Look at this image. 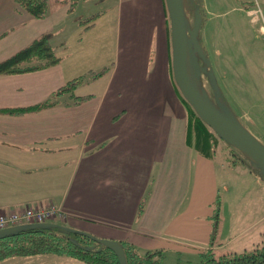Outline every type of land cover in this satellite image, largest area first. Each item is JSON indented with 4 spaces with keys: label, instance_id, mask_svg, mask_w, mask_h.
<instances>
[{
    "label": "crops",
    "instance_id": "1",
    "mask_svg": "<svg viewBox=\"0 0 264 264\" xmlns=\"http://www.w3.org/2000/svg\"><path fill=\"white\" fill-rule=\"evenodd\" d=\"M161 1L157 2L156 10L152 8L153 16L131 26L146 33L148 40L144 49L149 52L155 48L159 54L158 66L153 72L158 78L152 80L160 82V86L150 87V96L141 92L146 100L143 104L128 107V101L126 106L123 105L126 101L123 93L129 94V91L122 90L118 95L120 83L116 74L120 66L116 62L98 96L83 87L93 84H89L91 77L76 76L71 61L68 70L60 60L57 65L42 70L0 76V131L8 128L14 131L0 132V170H7L9 165L10 170L22 174L24 183L17 187L22 194L11 193V186L0 188V212L24 207L32 200L39 201L38 205L55 204L64 213L63 219L55 218L59 224L66 221L68 227L98 237L127 242L142 250L162 251L163 260L169 253L200 257L205 250L217 251L215 242H210L215 213L213 204L218 194L214 156L203 155L186 141L185 108L176 97L168 73L170 31ZM260 1L252 0L242 6L238 0H233L227 9H220L222 4L213 6L212 10L206 9L215 17L234 14L228 20V42L219 41L225 53L215 51L218 57L225 55L228 61L235 62L234 67L231 63L232 71L223 73L227 90L242 89L251 83L258 66L264 73V53H254L258 46L264 50V43L256 35L257 23L251 22L249 16L255 3L264 15ZM240 14L244 15L245 27L250 33L243 39ZM155 16L157 20L151 22ZM61 18L62 15L56 17L57 23ZM32 19L15 3L0 1V61L41 35L51 36V30L39 32L35 29L36 20L31 21L29 28ZM90 26L81 24L83 30ZM117 28L120 42L121 37H127L121 34V29L127 32L130 23L123 24L120 15ZM30 32L35 33L31 38ZM144 66L148 69L149 62H138L133 67L144 69L146 74ZM76 77H83L84 82L75 88L74 94L92 95L91 98L72 104L73 98L60 94L56 103L37 112L21 115L2 112L42 102ZM155 101L162 114L149 113L148 122H152L145 129V125H141L144 121L140 117V108ZM237 117L241 119V116ZM129 125H132L131 129ZM53 157L56 161L51 160ZM31 173H36L39 181L42 180L38 185L42 186L41 192L33 190L35 184L26 185L27 175ZM49 175L54 176L53 180L44 182ZM218 231L219 225L215 236Z\"/></svg>",
    "mask_w": 264,
    "mask_h": 264
},
{
    "label": "rangeland",
    "instance_id": "2",
    "mask_svg": "<svg viewBox=\"0 0 264 264\" xmlns=\"http://www.w3.org/2000/svg\"><path fill=\"white\" fill-rule=\"evenodd\" d=\"M0 1H5L7 4H17V0ZM60 1L59 3L58 0H47L45 17L30 20L28 27L30 28L29 25L31 21L36 20L35 29L40 30L39 32L51 30L49 31L51 36L49 35L48 38L50 39L49 42L53 51L65 64L67 70L69 61L72 62L71 66L76 72V76L82 74L81 76L88 78L92 77L90 71H105L101 76V80H97L100 81L99 84H96V80L90 79L89 84L92 82L93 84H91V86H86L84 84L83 86L87 87V90L94 92L97 96L101 92L99 91L102 88L101 85H103L105 80H109L116 62L118 66H120L116 74L117 81L120 83L118 95L122 90L129 91V94L127 92L123 93V96L126 95L124 97L126 101L123 105L126 106L128 101V107L134 104H143L146 100L141 92L144 91L150 96L149 88L157 84V86H160V82L154 83L152 80L158 78L153 75V72L156 71L155 69L158 66L157 58H159V54L156 52L155 48L147 52V49H144L146 41L148 40L145 36L146 33L144 34L143 30L140 28L135 29L131 26L134 23H139V20L142 22L153 16L152 8L154 10L157 9V2L159 0H125L123 2L122 0ZM250 1L252 0H238L242 6ZM231 2H233V0H202L203 7L200 11L202 22L198 38L203 50L209 57L211 67L225 101L235 114L241 116L240 121L243 125L264 144L263 71L258 66V72L256 75H252L251 83L245 85L242 89L227 90L223 84V73L234 69L231 68V63H233L234 60L231 62L228 61L225 55L218 57L215 52L219 50L225 53V48L223 44L220 43L228 42V20L230 17H234V14H227L224 17H215L209 15L206 9L212 10L211 8L217 6V4L223 5L222 8L219 7L220 9H227L228 5L232 4ZM161 4L166 11L169 22L164 0L161 1ZM205 5H208V8H206ZM260 5L263 9L264 0L260 1ZM120 6H122L121 14ZM253 7L255 8V5ZM62 9H64L63 12L59 13ZM61 15L62 18L57 23L58 20L56 17ZM120 15L122 23H130V28L127 29V32L125 29H121V34L123 33L124 37H127H125V39L121 37L119 42L117 22ZM239 19L241 37L243 39L250 33H248L245 27L244 15L240 14ZM156 20L157 17L155 16V19L151 22ZM81 24H90L91 28L83 30ZM220 27L224 28L221 29ZM33 34L35 33L30 32V38ZM261 52L264 53L261 46L254 49V53L260 54ZM230 54L232 55V52H230ZM138 62H149L150 66H148V69L144 66L147 70L146 74L143 72L144 69L133 67L135 63L137 64ZM234 63L232 67H234ZM90 67L92 69H89ZM169 70L170 67L168 64V73ZM232 79L234 81V77H232ZM229 80L231 79L229 78ZM246 82H249V80ZM69 94V92L66 93L67 96ZM108 94H111V92ZM177 99L179 98L177 97ZM148 100H150V98H148ZM147 104L148 105L140 108V117H142L144 121L143 123L141 122V125H145V129L149 126L147 124L152 122H148L147 117L149 113L152 115L162 114V112L160 113V106L156 104V101L147 102ZM131 128L132 125H129V129ZM0 132L9 134L14 131L8 128V130H2ZM217 142V147L215 146L214 150V163L216 169L215 177L218 182V194L213 207L214 209L216 207L218 208L219 231L214 237V242L217 245L215 256L249 251L257 245L264 244V176L261 174L259 175L257 172H252V170L250 171L247 164L239 159L238 151L232 146L228 145L220 138ZM8 147L10 146L8 145ZM10 148L13 149L12 147ZM22 150L26 152L24 149ZM51 160L56 161V158L53 157ZM9 168L10 166L7 165V170H0V188L11 186V193L22 194V190L17 188L24 186L22 174L10 170ZM53 178L54 176L49 175L48 179L43 181H52ZM27 179L28 182L26 185L35 184L33 190L41 192L42 186L39 187L38 185L41 184L40 181L42 180L39 181V175L31 173L27 175ZM225 187L227 190H225ZM32 194H35V192ZM38 203L40 202L38 201L36 203V200H32L28 206H37ZM20 208L21 207L17 209ZM54 220H56V223L59 222L57 219ZM62 224L65 226L69 225L66 221H63ZM93 236L98 237L96 235ZM139 252L144 251L139 249ZM74 259L75 258H69L63 254L11 256L1 260L0 264H80L78 261L87 264L82 260ZM199 261L200 259L197 256H181L169 253L161 264H197Z\"/></svg>",
    "mask_w": 264,
    "mask_h": 264
},
{
    "label": "trees",
    "instance_id": "3",
    "mask_svg": "<svg viewBox=\"0 0 264 264\" xmlns=\"http://www.w3.org/2000/svg\"><path fill=\"white\" fill-rule=\"evenodd\" d=\"M60 3L61 1L58 0ZM64 2V0H62ZM16 5L36 19L45 17L47 0H17ZM262 11V10H261ZM263 14V13H262ZM264 16V15H263ZM258 25H256V28ZM49 35H42L36 38L27 47L22 48L10 57L0 61V76L22 74L33 72L55 66L60 59L56 56L49 42ZM170 79L176 96L185 108L186 141L188 145L198 150L207 157L214 156L215 146L217 147V135L209 128L194 112L191 106L184 100L178 91L172 76L170 63ZM105 71L92 72L91 79L97 80ZM84 82L83 77L72 79L51 94L50 98L32 105L28 108L4 109L9 115H21L28 112H37L43 108L53 105L58 95L66 94L73 98L72 104H78L90 96H76L75 88ZM26 206V205H25ZM28 206V205H27ZM23 208V207H21ZM139 208V212L141 211ZM213 229L210 242L213 243L218 226V208L212 217ZM70 239H76L79 245L73 244ZM123 246L127 264H161L165 255L159 250H142L127 242H120ZM94 245V250L85 251L81 246ZM101 247L100 251L97 249ZM63 254L75 257L87 264H119L117 257L112 251L92 240L79 235L61 231L58 228L50 229H27L17 234L9 235L0 239V261L11 256H33L41 254ZM197 264H264V244L257 245L249 251H242L234 254H220L215 256V251L205 250L199 257Z\"/></svg>",
    "mask_w": 264,
    "mask_h": 264
},
{
    "label": "water",
    "instance_id": "4",
    "mask_svg": "<svg viewBox=\"0 0 264 264\" xmlns=\"http://www.w3.org/2000/svg\"><path fill=\"white\" fill-rule=\"evenodd\" d=\"M169 18L171 70L174 83L197 116L222 141L238 151L239 159L252 171L264 176V144L240 121L225 101L209 57L199 42L202 0H164ZM58 228L79 234L114 253L119 264H127L119 241L95 237L90 233L55 222L20 224L0 229V239L27 229ZM70 241L79 245L76 239ZM80 246V245H79ZM94 250V245L83 247ZM101 247L97 249L100 251Z\"/></svg>",
    "mask_w": 264,
    "mask_h": 264
},
{
    "label": "built area",
    "instance_id": "5",
    "mask_svg": "<svg viewBox=\"0 0 264 264\" xmlns=\"http://www.w3.org/2000/svg\"><path fill=\"white\" fill-rule=\"evenodd\" d=\"M251 22L257 23L256 35L264 42V16L257 3L249 11ZM47 206V207H46ZM24 206L20 209L0 212V229L28 223H41L55 218H64L63 211L54 204Z\"/></svg>",
    "mask_w": 264,
    "mask_h": 264
}]
</instances>
